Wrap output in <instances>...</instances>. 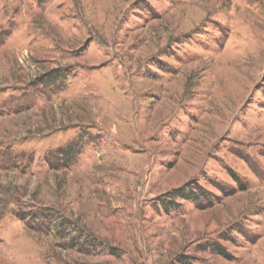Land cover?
<instances>
[{"label": "rangeland", "instance_id": "rangeland-1", "mask_svg": "<svg viewBox=\"0 0 264 264\" xmlns=\"http://www.w3.org/2000/svg\"><path fill=\"white\" fill-rule=\"evenodd\" d=\"M0 264H264V0H0Z\"/></svg>", "mask_w": 264, "mask_h": 264}]
</instances>
